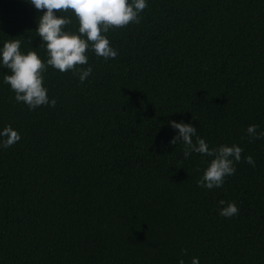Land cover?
Returning <instances> with one entry per match:
<instances>
[{"label":"trees","instance_id":"16d2710c","mask_svg":"<svg viewBox=\"0 0 264 264\" xmlns=\"http://www.w3.org/2000/svg\"><path fill=\"white\" fill-rule=\"evenodd\" d=\"M146 3L139 23L104 33L115 59L90 48L60 72L36 31L43 10L0 0V48L35 51L56 100L16 102L0 62V131L21 137L0 146V264H264V138L246 131L264 132V0ZM58 15L79 34L71 10ZM172 120L243 149L222 187H198L213 157L185 158ZM221 200L238 214L221 216Z\"/></svg>","mask_w":264,"mask_h":264},{"label":"clouds","instance_id":"9594fccd","mask_svg":"<svg viewBox=\"0 0 264 264\" xmlns=\"http://www.w3.org/2000/svg\"><path fill=\"white\" fill-rule=\"evenodd\" d=\"M30 3L36 10H43L36 31L46 42L49 57L47 65L60 72L69 70L75 72L77 66L88 64L86 53L90 48L105 60L115 59L118 52L110 46V41L104 33L133 22L139 23V14L148 7L146 0H131V3L129 0H30ZM69 10L78 19L79 34L65 31L71 20L58 15ZM20 44V40H6L0 48V62L10 70V74L4 76V82L9 84L15 93L16 102L25 103L30 110L42 105L54 107L56 100L49 99L47 89L43 86L42 73L46 70L45 63L35 51L22 54ZM92 70L91 66L82 69L79 72L80 81H85ZM169 123L178 130L170 143L176 145L183 142L185 158L193 152L213 157L197 181L198 187L207 189L222 187L225 177L235 173V163L240 162L243 149L237 145L209 148L205 140L196 135V127L191 123L175 120ZM257 127L252 124L246 130L252 140L264 138V132L258 133ZM0 137L3 138L0 146L5 149L21 139L19 132L11 126L4 127L0 131ZM193 137H196L195 143ZM245 161L255 166L251 156L245 157ZM219 204L224 205L220 208L219 214L225 218H231L239 212L235 202L225 204V201L221 200ZM179 264H184V260L181 259ZM191 264H199L198 258L193 257Z\"/></svg>","mask_w":264,"mask_h":264}]
</instances>
